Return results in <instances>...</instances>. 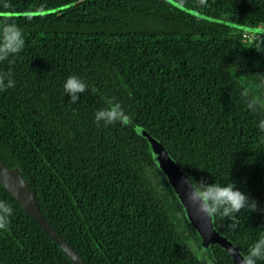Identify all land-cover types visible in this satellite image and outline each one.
Masks as SVG:
<instances>
[{
    "label": "trees",
    "instance_id": "1",
    "mask_svg": "<svg viewBox=\"0 0 264 264\" xmlns=\"http://www.w3.org/2000/svg\"><path fill=\"white\" fill-rule=\"evenodd\" d=\"M81 1L0 0V14L58 9L0 15L25 40L0 62L15 81L0 91V158L87 264H202L197 232L138 128L188 177L232 182L264 209V110L247 104L264 101V33L247 30H264V0H174L200 16L168 0ZM70 76L88 86L75 104ZM109 103L127 125L95 122ZM0 200L13 210L0 264H74L1 183ZM213 219L241 253L264 235L261 211L241 210L234 229ZM209 258L234 264L215 243Z\"/></svg>",
    "mask_w": 264,
    "mask_h": 264
},
{
    "label": "clouds",
    "instance_id": "2",
    "mask_svg": "<svg viewBox=\"0 0 264 264\" xmlns=\"http://www.w3.org/2000/svg\"><path fill=\"white\" fill-rule=\"evenodd\" d=\"M203 2V0H202ZM25 46V40L21 29L13 23L0 25V62L20 53ZM264 83V81H262ZM15 86V81L11 79V73H0V91H6ZM88 90L87 83L77 76H70L65 84L64 91L70 95L71 103L75 104L80 99V94ZM95 91V89H93ZM249 109L256 111L264 110V101L251 99L247 102ZM95 122L99 125L103 121L104 125H114L116 123L127 125L130 117L119 103H109L108 108L99 109L94 114ZM259 129L264 132V119L258 124ZM182 184H187L190 188L187 193L189 204L193 205L197 211L208 217L214 218L219 215L231 220L230 227L235 228L238 224L237 214L241 210L250 212L261 211L254 199L236 189L234 183L227 185L218 183L208 184L204 180L196 181L192 177H184ZM12 208L5 201L0 200V230H7L12 215ZM239 264H257L258 260H264V235L252 244L247 253H240Z\"/></svg>",
    "mask_w": 264,
    "mask_h": 264
},
{
    "label": "water",
    "instance_id": "3",
    "mask_svg": "<svg viewBox=\"0 0 264 264\" xmlns=\"http://www.w3.org/2000/svg\"><path fill=\"white\" fill-rule=\"evenodd\" d=\"M84 1V0H82ZM81 1V2H82ZM173 3L176 7L191 13L193 15H198L192 10H188L187 8L181 6L174 0H168ZM79 3V2H77ZM74 3V4H77ZM64 6L62 9L69 8L72 5ZM56 10H50L46 12H33L31 14L20 13V14H0V15H8V16H22V15H40L46 14L49 12H56ZM205 19L213 20L207 18L206 16H202ZM214 21V20H213ZM217 21V20H216ZM246 29V28H245ZM247 30L254 33H264V30L258 29H250ZM139 133L148 141L150 146V152L162 170L164 175L167 177L170 186L175 191L180 204L184 209L185 216L187 220L191 223L192 227L201 235L203 239V245L206 248H209L213 243L220 245L225 250H228L231 253V257L233 259L234 264H239L241 259L240 251L237 250L235 245L221 232H219L214 227V219L208 218L202 214H200L197 209L189 204L187 199V193L190 188L187 184H182L181 181L187 175L185 172L170 158L167 153L166 148L162 145V143L152 136L149 132L142 128H138ZM0 183L7 190L9 194L21 205L23 211L32 218L39 226L43 229V231L56 242L61 250L70 258L74 264H87L84 259L79 255L78 252L66 241V239L61 236L56 228L52 226L49 220L44 216L41 211L39 204L37 202L34 191L29 184V182L23 178L20 170L18 168H9L4 161L0 158Z\"/></svg>",
    "mask_w": 264,
    "mask_h": 264
},
{
    "label": "rangeland",
    "instance_id": "4",
    "mask_svg": "<svg viewBox=\"0 0 264 264\" xmlns=\"http://www.w3.org/2000/svg\"><path fill=\"white\" fill-rule=\"evenodd\" d=\"M197 237H200L201 238V242L200 243L197 242V240H196ZM190 238H191V240L193 242H195L197 244L198 249L200 250L199 257L201 259L202 264H212L211 261H209V259H210L209 258V252L211 251V248H212V245L213 244L209 248H206L203 245V239H202L201 235L198 232L196 233L195 236H191Z\"/></svg>",
    "mask_w": 264,
    "mask_h": 264
},
{
    "label": "flooded vegetation",
    "instance_id": "5",
    "mask_svg": "<svg viewBox=\"0 0 264 264\" xmlns=\"http://www.w3.org/2000/svg\"><path fill=\"white\" fill-rule=\"evenodd\" d=\"M183 228H186L185 226H183Z\"/></svg>",
    "mask_w": 264,
    "mask_h": 264
}]
</instances>
